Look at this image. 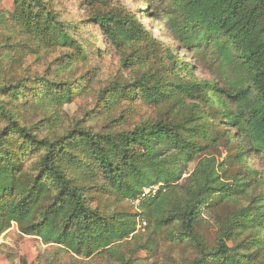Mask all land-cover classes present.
<instances>
[{
	"label": "trees",
	"instance_id": "obj_1",
	"mask_svg": "<svg viewBox=\"0 0 264 264\" xmlns=\"http://www.w3.org/2000/svg\"><path fill=\"white\" fill-rule=\"evenodd\" d=\"M12 1L11 15L0 12V235L14 223L65 254L140 264L135 250L150 248L141 244L138 215L106 214L102 198L137 200L143 230L154 240L167 231L193 248L190 264L258 263L264 182L248 158L264 162V0H165L168 23L161 14L154 22L168 42L139 19L152 10L149 0H134L142 7L134 11L112 0H79L89 12L79 23L63 21L44 0ZM89 28L97 34L84 35ZM99 41L102 50L92 46ZM112 51L118 69L97 85L90 60ZM29 58L43 68L31 72ZM208 60L220 81L196 76ZM88 93L98 125L93 109L82 118L63 110ZM141 105L158 112L127 130L109 126ZM219 146L221 163H196ZM152 187L155 194L144 196ZM221 202L234 212L218 221L210 249L198 227Z\"/></svg>",
	"mask_w": 264,
	"mask_h": 264
},
{
	"label": "rangeland",
	"instance_id": "obj_2",
	"mask_svg": "<svg viewBox=\"0 0 264 264\" xmlns=\"http://www.w3.org/2000/svg\"><path fill=\"white\" fill-rule=\"evenodd\" d=\"M48 4L51 3L55 7V11L60 14V18L63 21L79 23L88 15V10L84 5L79 4V0H44ZM78 1V2H77ZM152 3L151 8L148 9V16L146 14H141L139 19L144 23L147 29L160 40L168 42L166 39V32L163 31V25L158 22L154 15H162L163 24L168 23V15L164 12V6L161 9V5L165 0H149ZM113 4H122L129 11L140 10L142 7L134 2V0H112ZM154 7V9H153ZM160 9V10H159ZM0 12H7L11 15L14 12V3L12 0H0ZM154 13V14H153ZM158 13V14H157ZM150 14V15H149ZM165 22V23H164ZM156 25V26H154ZM89 33L84 35H95L97 32L95 29H88ZM93 48L99 50L104 49L102 41L93 43ZM96 51V50H94ZM48 62L51 63V67L54 69L53 58L55 55H48ZM211 58V56H208ZM119 56L116 52L112 51L111 53H105L102 60H97L96 55L93 54L92 59L90 60V67H95L98 69V79L99 82L97 85H101L107 82V79L114 77L116 70L118 69ZM28 64L30 66L31 72L35 69H42L43 67L33 66L32 58L28 59ZM43 64V63H42ZM41 72V71H40ZM195 74L199 79L207 81H220V71L217 69V65L211 63V60H208L204 63L199 62L198 66L195 67ZM94 96L92 93L82 94L80 97H75L74 101L66 105L63 110L67 113L68 117L74 116L76 118H82V116L88 111L94 110ZM157 110L153 107H144L139 106L133 110V113L129 117L123 118L118 122H112L109 126L116 128V126L121 124L120 130H127L132 128L134 125L139 124L140 121L146 117H154L157 114ZM95 117L94 122L100 124L101 120L98 115L95 113V110L90 115ZM115 116L114 119H116ZM97 124V125H98ZM103 124V123H102ZM101 124V125H102ZM216 150V151H215ZM226 155V151L219 146L216 149H210L208 153L201 155L197 158L201 160L204 157L215 158L218 163H221ZM251 167L261 173L260 180L264 182V162L255 158H248ZM195 164L189 166L188 172L193 171ZM228 168V167H227ZM238 170V166L229 167L228 174L233 175ZM240 174V173H239ZM187 175H184L185 177ZM229 183V182H228ZM264 186V185H263ZM152 193L148 195H154L158 190V187L153 189ZM258 191V189H257ZM103 203L106 204L105 212L106 214H115L118 212H127L131 215H138L136 219L137 230L141 233V244H149V252L144 250H135V260H142L140 264H190L192 260L196 257V253L193 248H188L185 244L175 243L167 236L168 232L157 235L155 240L153 237L149 236L145 228L146 223L142 220L140 215L139 202L136 201H120L117 202L114 199H108L107 197L102 198ZM109 202V204H108ZM104 204H99L104 205ZM102 207V206H101ZM209 211L201 215V222L198 227V233L203 239L204 244L207 248H213L216 246L218 240V228L221 219L229 217L234 212V206L231 203H217L213 205ZM145 223V225H143ZM227 246L230 247L232 244L230 241L226 242ZM130 249L133 248L131 244ZM124 250V249H122ZM51 261L54 264H113L108 261L106 258H97L92 257L90 259H83L72 254L62 253L59 248L55 245H43L40 240L32 236L23 235L13 223L11 227L0 235V264H49ZM216 264V263H215ZM218 264V263H217ZM256 264H264V251L262 253V258L259 259Z\"/></svg>",
	"mask_w": 264,
	"mask_h": 264
},
{
	"label": "built area",
	"instance_id": "obj_3",
	"mask_svg": "<svg viewBox=\"0 0 264 264\" xmlns=\"http://www.w3.org/2000/svg\"><path fill=\"white\" fill-rule=\"evenodd\" d=\"M155 187H152V188H150V189H146L145 191H144V196L145 195H148L149 193H152L154 190ZM157 188V187H156ZM143 225H145V223H143Z\"/></svg>",
	"mask_w": 264,
	"mask_h": 264
}]
</instances>
